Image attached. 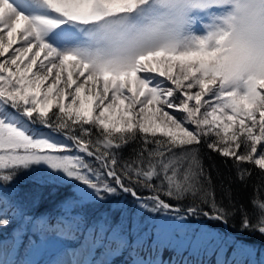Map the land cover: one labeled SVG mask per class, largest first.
Segmentation results:
<instances>
[{
    "label": "snow or ice",
    "instance_id": "6c2138e0",
    "mask_svg": "<svg viewBox=\"0 0 264 264\" xmlns=\"http://www.w3.org/2000/svg\"><path fill=\"white\" fill-rule=\"evenodd\" d=\"M226 2L0 0V229L16 225L14 245L73 237L76 244L62 249L67 258L53 264H106L77 258V245L97 253L146 251L129 264H176L160 253L177 244L223 253L216 264H254L228 250L254 255L253 237L264 245V196L251 197L249 211L213 195L202 211L207 201L182 207L160 192L196 199L211 182L202 148L230 159L242 181L252 175L243 165L252 164L257 192L264 187V75L235 83L229 33L219 27ZM132 142L134 160L120 164L117 152ZM21 178L75 189L62 201L73 216L54 222L26 212ZM121 194L132 197L138 215H177L171 224L146 221L136 233L131 225L125 232L123 221L102 217L82 228L75 218L81 202L103 205ZM192 220L203 226L191 228Z\"/></svg>",
    "mask_w": 264,
    "mask_h": 264
},
{
    "label": "trees",
    "instance_id": "16d2710c",
    "mask_svg": "<svg viewBox=\"0 0 264 264\" xmlns=\"http://www.w3.org/2000/svg\"><path fill=\"white\" fill-rule=\"evenodd\" d=\"M138 150V144L136 142L129 143L127 147L119 150L117 152V158L120 161V164H123L125 161L132 162L135 158V153ZM200 160L202 163V167L205 170V175H211V182L210 184L205 183L202 186V189L198 191L196 194V199L194 200L191 195L188 197L192 199L175 201V199H170L168 196L164 195L163 189L160 190L161 192V199H164L167 202L172 203L173 205L178 206H186L192 203H195L197 206L202 204V201H207L203 204L201 208L202 211L208 210L211 206V201L213 199L216 200L217 203H222L223 205L227 206L230 203H235L237 206H244L245 208H249V200L253 196H264V187H261L259 192H257V185L259 183V169L253 167L252 164L243 165V167L251 170V178L247 179L246 181H242L239 176L237 169L233 167V162L229 160H225L224 158L220 157L214 152H209L206 148H202L200 152ZM119 168V165H118ZM154 183H159V181H154ZM20 188H21V196L24 201V210L28 213H35L38 216L42 217L44 221L52 220L54 222H59L64 220V216H69L70 213L67 212V206L62 203L64 198L69 194V192L75 191L71 188L61 187L59 189L50 188L48 186H39L34 185L30 182H27L23 178L20 180ZM140 195L146 196L149 192H140ZM128 199L133 202L131 196H126L121 194L118 197L110 199L107 203L103 205H95L92 202L84 201L81 202L85 207H83L80 215L76 217V219H80L82 221L81 225L84 226V222H87L88 225L95 224L98 219L104 218V213H108V209L114 205V212L116 215L112 216V220H108L109 223L118 222V215L122 209L118 207L117 200L118 199ZM259 202V199L257 200ZM70 210V209H69ZM111 210V209H110ZM71 211V210H70ZM249 211L251 209L249 208ZM203 220V218H201ZM238 220V218H237ZM20 217L17 216L16 223H20ZM132 220L130 215H128L126 219V226L125 232H127L128 226L132 225ZM204 222V221H203ZM207 227L214 228L215 230H223L221 223L218 221H205L204 222ZM227 223L231 226L233 221L229 219ZM239 226L238 223L236 225ZM16 225L14 224L11 227H4L0 229V245L4 248H7L6 242H10L11 239L16 235ZM229 231H233L230 227ZM137 231H133L136 233ZM233 234H235L233 232ZM68 242L67 247H71L76 244V241L73 237L67 236ZM256 242V258L257 261L252 260L248 256H238L234 254L231 249L228 250L229 257H235L237 259H248L254 264H260L262 258H264V245L261 244L259 237L252 238ZM80 250V247L77 245ZM12 248V245H11ZM143 249L139 250L142 251ZM170 252V249H167ZM81 251V250H80ZM167 252V251H166ZM178 255L177 251H175ZM187 252V251H186ZM186 252H183L185 254ZM103 253V252H101ZM19 253H17V257ZM83 254V253H82ZM139 254V253H138ZM190 254V253H189ZM120 257L118 260V256L111 257L109 260L106 261V264H127L129 260L132 258V252L121 250ZM140 255H145V252H142ZM191 264H199V261L206 262V260L213 259L215 257L214 253L206 255L204 254H196L193 255L191 253ZM189 256V257H190ZM203 257H207L206 260ZM195 259V261H193ZM118 260V261H117ZM117 261V262H116ZM264 261V259H263ZM116 262V263H115Z\"/></svg>",
    "mask_w": 264,
    "mask_h": 264
},
{
    "label": "rangeland",
    "instance_id": "374dc122",
    "mask_svg": "<svg viewBox=\"0 0 264 264\" xmlns=\"http://www.w3.org/2000/svg\"><path fill=\"white\" fill-rule=\"evenodd\" d=\"M163 191H166V188H164ZM187 199L192 201V199L189 197ZM117 201H118L117 202L118 207L122 209V211H120L118 215L119 218L117 221L118 222L123 221L124 225L126 226L125 224L126 219L128 215H130L131 220L133 221L131 225L132 231H138V226L142 228L143 224L146 221L155 223L157 225L171 224L172 223L171 217L177 215L174 212L166 213L163 209H161L159 213H151L148 216H142L136 213V211L133 208V202H131L130 200L120 198ZM114 205H112L111 208L108 209V213H104V218H106L107 221L112 220L111 219L112 216L116 215V213L114 212ZM67 212L70 213L69 216H73V213L69 210V208H67ZM179 215L183 216L184 213L181 212L179 213ZM65 217L68 216H64V218ZM204 222L203 224H205ZM201 226L203 225L198 224L195 220H192L190 223L191 228H197ZM81 227L83 228V225H81ZM207 228L209 230H215L214 228L211 227H207ZM67 242H68L67 237H60L59 240L53 238L47 240L46 242H42V243L34 242L32 245L26 247H20L18 243L14 245L12 238L9 243L6 242V245H8L7 248H4L3 246L0 245V264H5V261L9 262V264H53L55 260L67 258L64 257L62 254V249L69 248L66 245ZM133 247H135V245ZM169 249L170 252H168V250L166 249L162 253H160V257L166 262L170 260L175 261L176 264H183V261H188V264H191V262L189 261V259L191 260V256H190L191 253L193 255L206 253L207 257L209 254L214 253V249L205 248L204 246H185V245L177 244L174 246V248H169ZM80 250L81 251L79 253L77 252V258L94 259L97 262L100 261L106 262L111 257H115V256H118V260H119V257L121 256L120 255L121 251H117L114 253H107V252L97 253L94 248L91 251H89L88 248H80ZM139 250L141 249H137V251L132 252L133 256L129 260V262L133 259H140L146 256L147 253L144 249L142 251ZM175 251L180 253V255H178ZM142 252H145V255H140L142 254ZM183 252L186 253L183 254ZM17 253H19L18 254L19 257H17L16 255ZM207 257H203V259L206 260ZM248 257L251 258L252 260L254 259V261H257L256 253ZM218 259H223V253L218 252L217 254H215V257L213 256V259L206 260V262L203 263H201L202 261H199V264H216ZM263 259L264 258H262V260L260 261V264L263 261ZM193 261H195V259H193ZM129 262L127 264H129Z\"/></svg>",
    "mask_w": 264,
    "mask_h": 264
},
{
    "label": "clouds",
    "instance_id": "9594fccd",
    "mask_svg": "<svg viewBox=\"0 0 264 264\" xmlns=\"http://www.w3.org/2000/svg\"><path fill=\"white\" fill-rule=\"evenodd\" d=\"M196 15L190 12L189 16ZM219 27L229 33L230 71L242 86L249 78L264 75V3L262 0H227ZM179 32V28H177ZM185 39L184 36H177Z\"/></svg>",
    "mask_w": 264,
    "mask_h": 264
},
{
    "label": "bare ground",
    "instance_id": "6f19581e",
    "mask_svg": "<svg viewBox=\"0 0 264 264\" xmlns=\"http://www.w3.org/2000/svg\"><path fill=\"white\" fill-rule=\"evenodd\" d=\"M42 218V217H41Z\"/></svg>",
    "mask_w": 264,
    "mask_h": 264
}]
</instances>
